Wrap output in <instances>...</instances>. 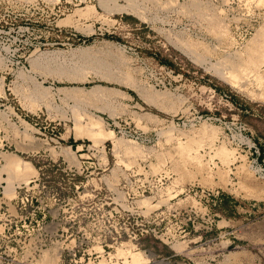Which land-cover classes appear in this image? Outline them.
Segmentation results:
<instances>
[{
    "label": "rangeland",
    "instance_id": "374dc122",
    "mask_svg": "<svg viewBox=\"0 0 264 264\" xmlns=\"http://www.w3.org/2000/svg\"><path fill=\"white\" fill-rule=\"evenodd\" d=\"M125 1L0 0V264H264V0Z\"/></svg>",
    "mask_w": 264,
    "mask_h": 264
},
{
    "label": "bare ground",
    "instance_id": "6f19581e",
    "mask_svg": "<svg viewBox=\"0 0 264 264\" xmlns=\"http://www.w3.org/2000/svg\"><path fill=\"white\" fill-rule=\"evenodd\" d=\"M115 2V1H114ZM125 4H122L123 7L121 6V8L119 9L120 12L121 10H124L126 13H129L133 16H135L136 18L140 19V20H144L147 21L148 23H153V21H155V18L148 16V14H146L145 12H143L142 10H140V8H138L136 5H134L131 1H125ZM104 7V6H103ZM104 9L106 10V8L104 7ZM117 10V9H116ZM118 10V11H119ZM155 26V25H154ZM159 27V26H158ZM159 29V28H158ZM169 41L174 45V47H176L178 50H180V52L185 55L189 60L193 61V62H198L199 64H202V67L206 70L209 71L211 74L213 73L214 75L216 74L218 77L221 76L223 79H225L227 82L229 81L231 83V85H235L236 81L235 78L238 77V74L234 73V72H230L228 69H221V68H217V64L216 66H214L213 64H203V59H201L200 57H198V53L195 54L192 50H190L189 45L187 46L186 43H184L180 38H174L171 37L169 38ZM118 48V47H117ZM83 49H80V51L82 52ZM103 50V49H102ZM105 50V49H104ZM108 50V49H106ZM123 51V50H122ZM84 52V51H83ZM109 52V51H108ZM104 53V52H103ZM82 54V53H81ZM85 54V53H84ZM91 54V53H90ZM88 52L84 55V56H88L90 55ZM75 56V55H74ZM78 56V57H77ZM76 59H80L83 56L79 55L77 53L76 55ZM206 61V60H205ZM229 67V66H228ZM227 68V67H226ZM115 72V71H114ZM120 73V72H119ZM220 78V77H219ZM102 80H109L107 79V77H101ZM113 81V80H111ZM115 82V81H114ZM116 82H119V80H116ZM228 82V83H229ZM229 83V84H230ZM238 85V84H237ZM236 85V86H237ZM240 86V84H239ZM236 88V87H235ZM239 88V87H238ZM241 89V88H240ZM67 148H69V146H67ZM19 157V156H18ZM20 158V157H19ZM29 164V162L24 161ZM162 238V237H161ZM165 239V238H164ZM166 240V239H165ZM167 241V240H166ZM173 246V245H172ZM173 248V247H172ZM140 255V253H139ZM142 255V254H141ZM153 257V253L152 252H147L145 257H140L137 254L133 253V258H132V262L135 264H145L146 260L150 259ZM159 263V262H158ZM159 264H164V262L160 261Z\"/></svg>",
    "mask_w": 264,
    "mask_h": 264
},
{
    "label": "trees",
    "instance_id": "16d2710c",
    "mask_svg": "<svg viewBox=\"0 0 264 264\" xmlns=\"http://www.w3.org/2000/svg\"><path fill=\"white\" fill-rule=\"evenodd\" d=\"M128 93L131 94L132 96H134V93H133L132 91L128 90ZM76 143H78L77 140H73L72 138H69V143H68V144H69L71 147L75 146ZM258 157H259V156H257V158H258Z\"/></svg>",
    "mask_w": 264,
    "mask_h": 264
},
{
    "label": "built area",
    "instance_id": "2783aa9c",
    "mask_svg": "<svg viewBox=\"0 0 264 264\" xmlns=\"http://www.w3.org/2000/svg\"><path fill=\"white\" fill-rule=\"evenodd\" d=\"M253 147H254V145H253ZM259 171H260L261 173H263L264 168H259Z\"/></svg>",
    "mask_w": 264,
    "mask_h": 264
},
{
    "label": "water",
    "instance_id": "95a60500",
    "mask_svg": "<svg viewBox=\"0 0 264 264\" xmlns=\"http://www.w3.org/2000/svg\"><path fill=\"white\" fill-rule=\"evenodd\" d=\"M160 260H163V259H160ZM164 264H168V262L166 260H163Z\"/></svg>",
    "mask_w": 264,
    "mask_h": 264
}]
</instances>
